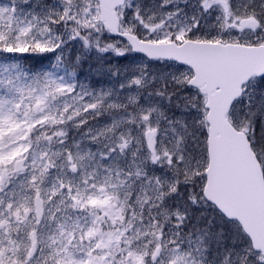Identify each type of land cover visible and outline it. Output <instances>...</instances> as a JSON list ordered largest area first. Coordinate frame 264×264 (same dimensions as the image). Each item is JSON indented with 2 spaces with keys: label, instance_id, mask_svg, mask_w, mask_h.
<instances>
[{
  "label": "snow or ice",
  "instance_id": "1",
  "mask_svg": "<svg viewBox=\"0 0 264 264\" xmlns=\"http://www.w3.org/2000/svg\"><path fill=\"white\" fill-rule=\"evenodd\" d=\"M0 264H264V0H0Z\"/></svg>",
  "mask_w": 264,
  "mask_h": 264
}]
</instances>
